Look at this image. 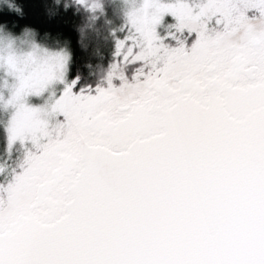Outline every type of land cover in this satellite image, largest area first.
I'll use <instances>...</instances> for the list:
<instances>
[{
  "label": "snow or ice",
  "instance_id": "1",
  "mask_svg": "<svg viewBox=\"0 0 264 264\" xmlns=\"http://www.w3.org/2000/svg\"><path fill=\"white\" fill-rule=\"evenodd\" d=\"M45 7L75 49L0 21V264H264V0Z\"/></svg>",
  "mask_w": 264,
  "mask_h": 264
},
{
  "label": "trees",
  "instance_id": "2",
  "mask_svg": "<svg viewBox=\"0 0 264 264\" xmlns=\"http://www.w3.org/2000/svg\"><path fill=\"white\" fill-rule=\"evenodd\" d=\"M15 2L22 9L23 16L19 19L0 16V21L9 23L12 27L18 25L17 31L24 27H31L41 33L53 32L62 35L73 44L75 49L78 39V22L75 17L71 15L50 17L45 7L48 0H15Z\"/></svg>",
  "mask_w": 264,
  "mask_h": 264
},
{
  "label": "rangeland",
  "instance_id": "3",
  "mask_svg": "<svg viewBox=\"0 0 264 264\" xmlns=\"http://www.w3.org/2000/svg\"><path fill=\"white\" fill-rule=\"evenodd\" d=\"M76 21H77V19H76ZM78 22V21H77Z\"/></svg>",
  "mask_w": 264,
  "mask_h": 264
}]
</instances>
